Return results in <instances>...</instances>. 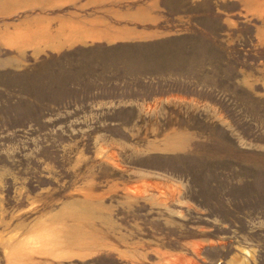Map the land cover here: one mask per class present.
Listing matches in <instances>:
<instances>
[{"label": "rangeland", "instance_id": "1", "mask_svg": "<svg viewBox=\"0 0 264 264\" xmlns=\"http://www.w3.org/2000/svg\"><path fill=\"white\" fill-rule=\"evenodd\" d=\"M0 264H264V0H0Z\"/></svg>", "mask_w": 264, "mask_h": 264}, {"label": "crops", "instance_id": "2", "mask_svg": "<svg viewBox=\"0 0 264 264\" xmlns=\"http://www.w3.org/2000/svg\"><path fill=\"white\" fill-rule=\"evenodd\" d=\"M86 6L89 7V5H86ZM89 13L92 15H95V18H98L99 16L98 12L96 11L90 12L88 9L87 10L85 9L84 10L82 9L72 10L70 13L71 15L68 16V20H65V22L62 24H68V25H71L72 27H79V28L87 27L88 28L89 26H91L90 15H87ZM70 17H73V18L70 20ZM59 24H61V22Z\"/></svg>", "mask_w": 264, "mask_h": 264}]
</instances>
